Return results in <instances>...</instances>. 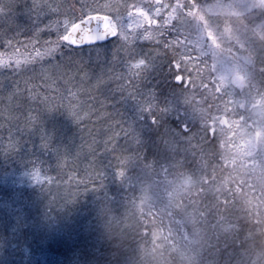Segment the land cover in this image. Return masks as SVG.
Returning a JSON list of instances; mask_svg holds the SVG:
<instances>
[{
    "label": "trees",
    "instance_id": "obj_1",
    "mask_svg": "<svg viewBox=\"0 0 264 264\" xmlns=\"http://www.w3.org/2000/svg\"><path fill=\"white\" fill-rule=\"evenodd\" d=\"M115 1L116 6L112 0H94L89 5L110 4L122 14L126 8L148 11L154 2ZM205 1L161 0L155 4L161 10L157 22L162 25L172 12L170 6L178 5L170 23L176 24L174 18L178 17L203 30L208 22L203 14ZM73 2L70 5L79 9ZM101 14L113 16L110 11ZM173 26L175 29L170 24L164 26L157 38L159 43L135 41L138 49L157 55L165 69L167 59L175 54L185 81L171 90L161 84L165 89L166 123L157 130L131 135L130 143L124 146L123 175L113 176L105 169L101 184L99 169L92 163L93 151L97 155L102 152L109 137L120 130L116 122L122 120L105 100L107 89L117 82L108 80L110 74L97 60L95 46L65 48L66 54L75 49L72 59L77 68L83 69L73 83L66 84L49 73L55 83L46 87L44 79L34 78L36 73H32L35 95L48 98L55 107L49 113L40 105L45 109L41 124L24 134L18 147L10 146L9 120L0 117V264H264V180L251 187L246 183V189L238 190L227 173L231 155L220 147L224 138L220 143L205 120L194 123L190 119L192 115L211 117L213 108L223 113L230 104L233 88L222 89L215 68L231 63L237 69L252 67L257 74L260 65L257 79L264 89V51L258 54L264 42L254 43L258 51L253 53L234 49V45L222 48L207 39L201 43V54L187 49L183 58L180 45L185 39ZM177 37L178 43L165 48ZM48 39L46 34L39 36V47ZM120 43L115 37L99 47L112 51ZM31 52L27 51L29 55ZM36 67L38 71L40 65ZM102 71L106 83L97 84L94 77ZM114 71L121 69L115 67ZM206 77L215 82L217 91L222 89V94L212 96L201 88ZM155 83L150 80L148 86ZM68 89L76 93L75 98L68 95ZM235 94L244 98L241 90ZM69 104L78 109L79 121L67 115ZM194 107L197 112L192 114ZM177 116L197 127L191 139L195 148L191 150L188 140L178 136L190 138L191 131L177 130ZM41 132L50 138L48 148L41 146ZM174 142H179L177 149L172 147ZM196 145L202 148L201 170L196 166ZM54 149L72 152L59 168ZM181 165L198 182L193 181L195 185L188 190L174 187L181 181V176L175 175ZM36 167L41 180L32 187L21 182ZM168 221L174 227L173 237ZM154 233L158 234L156 240Z\"/></svg>",
    "mask_w": 264,
    "mask_h": 264
},
{
    "label": "snow or ice",
    "instance_id": "obj_2",
    "mask_svg": "<svg viewBox=\"0 0 264 264\" xmlns=\"http://www.w3.org/2000/svg\"><path fill=\"white\" fill-rule=\"evenodd\" d=\"M178 5H171L172 12H169L164 19L163 24L156 28L157 21L149 17L148 12L137 7V16H133L132 12L128 13L127 20L121 16L102 15L101 13L109 11V5L97 4L95 6H81V16H75L74 6L69 5L73 15L65 18L63 21H56L55 25H45V29L55 27V38H52L49 32V39L43 42L42 47H35L39 41H33L34 52L25 56L23 60L17 58L15 53L0 52V70L12 76H19L24 72L32 71L36 73L34 78H43L47 87L49 83H55L52 73L57 79H62L66 84L73 83L77 75L83 73L82 68H77L72 54L75 49L71 50V54H66L65 48L70 45H82L85 42L96 47V57L100 61L102 69H106L110 74L109 81H116L114 87L107 89L105 100L108 101L115 114L122 117L117 121L119 132L109 137L108 141L97 155L93 151L95 157L93 165L99 169L97 176L100 183L105 181V169L111 171L113 176L123 175V166L126 160L125 145L130 143V137L137 132L154 131L166 123V97L164 88L175 89L184 84L185 77L180 73L181 62L174 54L167 59V69L164 63L158 62L159 57L154 53H146L142 48L138 49L135 41L148 40L159 41L165 25H169L173 12ZM84 7L88 8V13H84ZM168 7V6H166ZM38 5L33 0L31 5L26 2L23 4L15 2V0H0V15H18L23 17L19 23L15 25V35H25L32 33L33 35L42 31L38 26L40 12L37 10ZM18 10V11H17ZM36 19H33V13ZM160 9H156L159 14ZM95 21L94 26L92 22ZM42 23V21H40ZM147 22L150 27L143 28ZM173 29L174 26L172 25ZM62 28V31H61ZM132 29V33H129ZM139 30V31H137ZM109 37H118L121 43L112 51L99 47L100 44L107 41ZM179 42V37L171 43L165 44V48H171L173 44ZM3 47L8 49L12 47V38L10 37L3 43ZM103 57V59H101ZM37 65H40L37 71ZM49 65L50 67H44ZM115 67H119L121 71H114ZM75 69V73H73ZM175 69V70H174ZM103 71L94 78L97 84L106 83L103 81ZM7 78V77H6ZM150 80L156 81L151 87L148 86ZM28 91L25 96L24 92ZM68 95L75 98L76 93L68 89ZM13 98H19V102L15 105L14 112L17 115L9 117V144L11 147H18L23 140L24 134L30 133L41 124L42 115L46 112L54 111V105L48 98H41L39 95H33L28 90H21L17 82L13 90ZM40 105H44L45 109H41ZM67 115L72 121H79L81 116L76 106L69 104L66 108ZM177 130L186 133L189 130L187 122L177 116ZM121 133L123 136L121 137ZM13 136L18 139H13ZM121 140L123 141L121 143ZM50 138L41 132V146L48 148ZM57 154V167H61L63 162L72 155V152L66 150L54 149ZM33 178L37 181L41 180L39 168L33 169Z\"/></svg>",
    "mask_w": 264,
    "mask_h": 264
},
{
    "label": "rangeland",
    "instance_id": "obj_3",
    "mask_svg": "<svg viewBox=\"0 0 264 264\" xmlns=\"http://www.w3.org/2000/svg\"><path fill=\"white\" fill-rule=\"evenodd\" d=\"M93 1L94 0H74L73 4L76 3L79 7V9L74 7L75 16L80 17L81 6H88L93 3ZM15 2L20 4L26 2L31 5L33 0H15ZM112 2L114 6H116V1L112 0ZM160 2L161 0H154L152 9L145 11L148 12L151 19L156 21L161 10L159 14H156V9H160V6L155 4ZM35 3L38 5L37 10L40 12L38 26L42 31L35 35L28 33L25 35H15L13 37L15 25L24 18L18 15H9L6 17L0 15V52L7 51L8 53H15L17 58L23 60L25 56L29 55L27 51H32L31 53L34 52L32 42L38 41L39 36L46 34L49 38V32H51L52 38L55 36V27L45 29V25H55L56 21H63L65 18H69L73 15L72 9L69 8L72 0H35ZM107 5H109V11L112 12L113 17L118 15L127 20L129 12H132L133 16L139 15L135 9L126 8L125 13L121 14L117 11L115 12L112 9L113 6L110 4ZM83 11L88 12V8L84 7ZM203 14L204 17L207 18H205L208 21L207 25L210 26L209 24H211V28L206 25L203 30L202 27L198 30L193 22L181 20L178 19V17L174 18L176 24L170 23V25L177 26L178 31L185 39V42H182L180 45L182 50L181 57H183L187 49H189V53L194 52L193 54L195 55L197 53L201 54V43L207 39L215 43L218 42L222 45L220 46L222 48L234 45V47H236L234 49L247 50L253 53H256V50L258 51L254 43L264 42V0H206ZM33 19H36L35 12L33 13ZM40 21H42V23ZM158 26V22L156 25H151L152 28ZM148 27H150L149 24L145 22L143 28ZM132 31V29H129L130 34ZM10 37L12 38V47L5 49L3 43ZM239 45H241L240 48H237ZM35 47H39V45L36 44ZM263 51L264 46L259 48L258 54H261ZM193 54L191 56H194ZM254 57L256 58V56ZM215 65L216 64L213 65V68ZM248 66L250 67L249 63ZM258 67L257 74L260 72V65ZM214 70L216 79L222 85V89L233 88L231 97L229 95L230 104L227 105L224 112L222 111L223 113H219L220 111L217 112L213 108L214 113H212L211 117L202 116L198 118L192 115L190 119L194 123L198 122L199 119H201V121L205 120L204 123L208 125L209 132L212 134L216 133V138L220 143V138H224L220 147L230 152L231 155V159L229 160L231 161L230 169H228L227 173L232 176L230 179L231 182L236 185L235 187L242 191L246 183L251 187L255 185L257 181L259 183L261 180H264V91H261L264 89H261L260 80L257 79V74L255 72L256 69L254 71L252 67L237 69L229 63L226 64L224 68L219 67ZM32 73V71H28L14 77L0 70V117L9 120L10 115H17V113L14 112V108L19 102V98H13L12 95L17 82L21 90L28 89L35 95L31 85ZM211 80L212 79L206 77L205 81L201 83L205 85L201 88L212 96L216 93H221L222 89L220 92L217 91L215 82ZM207 84H209V86ZM211 84H213L214 87H212ZM240 90L244 92V98L235 94V91ZM250 90H252V92ZM24 95L27 96L28 91H25ZM202 110H205V108L200 109V111ZM195 112H197V107H194L192 114H195ZM182 114H185V112L183 113L182 111ZM192 122L188 125L189 130L187 131V133L191 131L190 138L178 135L180 138L188 140L190 150L192 146L195 148L194 144L191 146V139L197 132V127ZM222 145L224 147H222ZM172 147L177 149L179 147V142H174ZM196 150L198 151L195 152L197 158L196 166L201 170L203 168L201 167L203 161L201 160L202 158H200L201 146L199 147V145H196ZM189 172L190 171L185 165H181L175 172L176 176H181V181L176 182L174 187L186 190L192 188L196 181H194L193 177H190L192 174ZM21 182H25L27 186L32 187L37 180L33 178L32 173L24 176V181ZM197 183L198 182H196V184ZM167 224L169 235L173 237L175 235L174 227L169 221ZM153 236H155L154 240L158 239L157 233H154ZM158 245L160 246V243H158Z\"/></svg>",
    "mask_w": 264,
    "mask_h": 264
},
{
    "label": "water",
    "instance_id": "obj_4",
    "mask_svg": "<svg viewBox=\"0 0 264 264\" xmlns=\"http://www.w3.org/2000/svg\"><path fill=\"white\" fill-rule=\"evenodd\" d=\"M94 24H95V21H93V22H92V25H90V26H94ZM114 38H115V37H109L107 41H110V40H112V39H114ZM107 41H105V42H107ZM85 45H90V44H88L87 42H85V43L82 44V45H72V46H74V47H78V46H85Z\"/></svg>",
    "mask_w": 264,
    "mask_h": 264
}]
</instances>
